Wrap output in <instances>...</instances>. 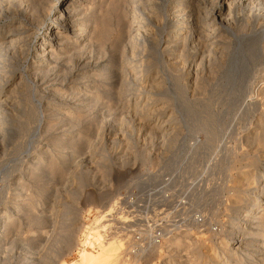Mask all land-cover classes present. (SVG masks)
<instances>
[{
  "label": "bare ground",
  "instance_id": "1",
  "mask_svg": "<svg viewBox=\"0 0 264 264\" xmlns=\"http://www.w3.org/2000/svg\"><path fill=\"white\" fill-rule=\"evenodd\" d=\"M4 3L7 6L6 9L3 8ZM0 7L5 10H0V54L3 55L9 51V53L13 51L18 59L26 60L28 75L35 78V82H38L39 86L41 85L40 88L45 84L42 88L44 93L47 92L53 97L51 103H47L45 106L46 108L43 105L45 110L51 111L50 115L47 118L46 113L41 114L37 122L46 123L49 128H54L56 127L55 125L62 127L58 133L59 140L57 139L58 142L53 147L46 144L48 142L46 141L43 146V152L37 154L26 152L28 159H34L32 161L33 165H35L34 168H26L25 170L27 178L33 181L39 182L45 177L52 178L54 172L59 168H64L67 165L71 166L70 163H73V160L76 158V160H79L78 158L81 156L82 158L85 156L89 159H93L95 156L99 157L100 154L91 145L81 143L82 146H79L77 141L79 138L77 136L79 130L82 128L83 121L87 122L90 120V118H85L87 115L95 114L97 116V111H101L102 113L100 112V114L103 115V111L110 109L112 106L115 110L120 108L121 111L126 110L132 113V117L135 118L134 120H137V124H135L138 126L137 131L143 133L147 131V136L158 140L159 144L157 145L161 148L165 147L167 150L175 145L174 137L179 132L176 130L177 126L173 125L170 120L172 119L171 115L165 118L168 105L157 99H152L151 96V90L158 89L161 84L160 77H158L159 75L157 76L159 73L155 72L156 74H153L154 76L152 77L149 75L151 68H148L153 58V53H158L160 59L166 63L164 68H167L170 72H172L171 70H178L181 64H183L182 70H186L185 72H187L188 77L194 80L200 71L199 69H201L199 67L201 65L202 67L204 66L205 57L211 54L218 55L214 56L215 59L213 60L216 63H220L221 66H225L222 74L223 81L228 88L232 87L234 91L245 90L248 91L246 93H251L252 95L249 97L251 104L257 102V98L264 94V79H262L260 84H253L250 79L253 77H250V75L255 70L254 58L258 56L256 45L260 44L259 47H262V50H264V0H0ZM11 9L13 11L8 12ZM235 9L243 12H238L243 14H240L241 17L239 16L238 18H241L244 25H252L250 27L251 30L249 29L250 33L235 35L228 32L232 31L228 15H231ZM108 20L112 21V25L108 23ZM221 28L223 31L226 30L229 36L232 34L231 36H233L234 40L231 39L228 43L221 40V44L218 40L209 43L210 39L212 40L216 36L219 38V34L216 35L215 33ZM166 30H168V34ZM222 30L220 32H223ZM108 42H110L111 47L116 45L121 46L122 52L120 51L121 54H118V57L111 59L112 56L109 57L104 52L98 53V50L101 49L100 47L105 46ZM219 44L222 47L220 55L216 53L217 50H215L216 52L214 51L215 47H218L217 45ZM211 45L214 46L211 47ZM224 45H226L225 47L231 46L233 49L237 48V50L234 49L235 53L232 52L234 55L228 53V58V54L226 53V59H222L221 52L226 49ZM185 54H189V59H184ZM210 59L211 57L207 59L208 65ZM112 60L116 62V66L123 72L126 70L125 72L127 73L129 69L132 71L134 74L131 78L133 88L128 87L129 85L131 86V83L127 82V76V78L121 76L122 80L118 89L113 88L115 84L113 78L114 76L118 78V75L116 68L112 67ZM260 63L263 62L261 61ZM221 66L219 67L221 68ZM146 68L147 70H144ZM211 69L207 70L213 76L212 73L214 74V71L212 72ZM10 72L3 71V75L0 72V79H2L0 80V107L2 108L7 104L11 106L8 98L13 97L15 99L18 96V91L24 78L20 74V71L9 75ZM132 73L130 72L131 75ZM4 74L6 75L4 76ZM39 78L41 79L39 80ZM17 79L18 81H16ZM198 79L196 78V80ZM13 81H16V83L9 89V96L4 97L2 95L3 89L7 88V84L9 85ZM148 83H150V86H147ZM100 85L111 89L105 92L104 97H107V101L97 104L98 102L94 95L98 93L96 91ZM240 95L242 94L240 93ZM30 97L32 98L33 95H30ZM142 101L144 102L140 105ZM14 104H12L14 108H10V110L17 109L18 111L22 106L18 102H14ZM53 113H56V115L51 117ZM12 116L11 120L9 118H5V120L2 118L4 121L1 120L2 123L7 124L4 125V128L2 127L1 132L3 133L0 132L1 135L3 134L2 138L11 131L8 125L11 124L9 121H12ZM110 124L107 121L103 124L104 128H101V132H99L102 135V138L99 139L100 141L106 138L107 141L112 142L118 138L117 131ZM260 125L259 123H255V130L250 133L253 136L252 142L253 140L255 141V147L253 145L249 148H253L254 152L257 153L258 163L256 164L264 170V128L260 127ZM14 132L12 131V133ZM144 136L146 137V134ZM249 137L247 136V140L251 138ZM196 140L193 139V141ZM28 143L31 142L28 140ZM22 146L27 148L28 145ZM250 152L253 154L252 151ZM145 153L146 159H149L148 151L146 150ZM81 160H79V163ZM174 161L172 163L178 162L176 159ZM78 165L76 163L74 167L72 166L76 169L74 171H77ZM67 173L69 176L75 175L73 171H67ZM249 175V170H240L238 179L235 178L237 180H232L231 185L229 184L230 190L236 191V194L227 196L228 201H230L228 202V210L230 209L234 213L232 221H227V227L235 235L231 238L230 243L226 238H220L219 245L216 248L204 253V256H206V258H203V261L205 259L204 264H264V174L258 175L260 179L254 182L249 178ZM141 183L143 185L146 184L143 181ZM21 184L17 181L14 182L13 190L15 192L18 191V187ZM242 189L250 191L246 194L247 197L245 196L246 201L238 193ZM43 190L39 189L40 192ZM240 192L242 193V191ZM117 199L114 198L111 203L109 202V205L107 204L108 206H105L106 212L110 213L114 209ZM29 204L30 200L19 199L13 195L11 202L1 207L0 252L13 248V238L10 241L6 239L9 242L8 245L4 243L5 239L4 242L2 240L6 232L14 224H18L19 218L23 215L26 216V222L29 225L35 226L33 228L36 231L33 233L32 240L24 242L20 250H30V243L38 240V237H42L43 229L50 217L48 215L50 208L47 207L53 204L42 206L37 213H27L28 210H24V213H19L22 208H25ZM52 211L50 210V212ZM240 216H245V218H240L239 220ZM17 234L14 238H17ZM177 241L179 240L172 239V242L166 243L165 247L173 248L172 244H175ZM173 252L175 253V250ZM26 253L24 255L28 256ZM189 253L184 254L185 257L179 253L184 258L180 260L179 255L177 256L176 253L177 257L174 259L170 257L172 260L165 261V264H199L200 258L202 259L201 253L199 255V253L197 254L194 251L191 256ZM106 261V258L98 259L96 254L91 251H84L79 258V263L70 262L66 264H105ZM32 262L34 263V261Z\"/></svg>",
  "mask_w": 264,
  "mask_h": 264
},
{
  "label": "rangeland",
  "instance_id": "2",
  "mask_svg": "<svg viewBox=\"0 0 264 264\" xmlns=\"http://www.w3.org/2000/svg\"><path fill=\"white\" fill-rule=\"evenodd\" d=\"M6 7L7 6L4 3L3 8L6 9ZM0 8L1 11H5L2 7ZM11 11L13 10L11 9L8 12ZM238 12L243 13L242 11L235 9L231 15H228L232 29V31L228 32L235 35H241V33L246 34L251 30L250 27L252 25H244L241 18H238L241 14ZM111 22V20H108V23L112 25ZM221 30L222 28L215 33L216 35L219 34V38L216 36L213 38L214 40L210 39L211 41L209 40L208 42L210 43L218 40L221 44V40L225 43H228L231 39L234 40L233 36H231L232 34L229 36L226 30V32L223 30V32H220ZM166 33L168 34V30H166ZM220 44L214 49V51L217 50V52H215L219 55L222 49ZM212 46L214 45H211V47ZM225 46L226 45H224V47ZM259 46L260 44L256 45V48H258V56L254 58L255 70H253V74L250 75V77L253 76L250 78L253 84H260L262 79H264V50ZM100 48L101 49L98 50V53L104 52L107 56H112L111 59L118 57V54H121L122 52L121 46L116 45L111 47L110 42ZM225 48L226 49L221 52L222 59H226V53L232 54V52L235 51L234 49L237 50V48L233 49L231 46ZM9 52L3 55L0 54L1 75H3V71H11L9 75L16 71H20V74L24 78L20 90L18 91V96L15 97V99L13 97L8 98L11 106L7 104L8 106L6 105L7 107H3L4 109L0 107V132L2 127L4 128V125H7L2 123L5 118L11 120L10 118L13 115L12 118L14 119L9 121L11 123L8 125L10 126V133L8 132L3 136L4 138H2L3 134H0V209L5 204L11 202L14 195V197L17 196L19 199L30 200V204L26 206L27 208H22L19 213H24V210H28L27 213H37L42 206H50L51 204H53L51 205L53 209L51 206L47 208H50V210L53 211L50 212L49 210L50 213L46 211L50 217L43 229L42 237H38V240L30 243V246L28 245L30 250L28 251L20 250V248L24 242H30V240H32L33 233L36 229L33 228L35 227L34 225L31 226L26 222L27 218L25 215L19 218L18 224H14V226L6 232L5 236L7 237H3L2 242H4V239L10 241V239L13 238L14 240L12 244L14 245L13 248H11L13 252L11 250H3V252H0V259H3L0 260L1 264L79 263V258L84 251L93 252L98 259L106 258L107 261L105 264H165V261H170L172 258H176L179 253L185 257L184 254L186 255L190 252L189 255L191 256L195 251L197 254L199 253V255L201 253L202 256L199 264H204L205 259L203 261V258H206L204 253L216 248L219 245L220 238L224 237L229 243L231 242V238H233L235 234H233L227 227V221H232L234 213H232V210H228V202L230 201H228L227 196L236 194V191L230 190V183L233 182L232 180L236 181L238 179V173L240 170H249V178L253 180V182L260 179L258 178V175L262 173L264 174V170L256 164L258 163L257 153L254 152L253 148H249L253 145L255 147V141L253 140L252 142L251 139L253 136L250 134L255 130V123H259V125L262 123V125H264V94L257 98V102L251 104V101L249 100V97L252 95L251 93H246L248 91L245 90L234 91V88L232 87L228 88L223 81L222 74L225 66L223 65V67L220 63H216L213 60L215 59L214 56L218 55L211 54L205 57L204 66L202 67L201 65L199 67L201 69H199L200 71L198 70L199 73L196 75V78L199 79L196 80L195 78V81L194 79H190L191 77H188L186 74L187 72H185L186 70H182L181 67L183 64H181L178 70H171L172 72H170L167 68H164L166 63L160 59L158 53H153V58L151 60L152 64L150 63L149 68H147H151V73L149 74L151 77L156 73H159L157 76L159 75L158 77H160L161 84L158 89L151 90V96L152 99H157L168 105L165 118L171 115L172 119L170 120L173 125L177 126L176 130L179 132L178 135L174 137L175 140L173 138L175 145L167 149L168 151L165 147H162V149L157 145L159 144L158 140L147 136V131L144 133L137 131L138 126L135 125L137 124V120H134L135 118L132 117V113L127 112L126 110L121 111L120 108L115 110L112 106L110 109L103 111V115L100 114L101 111H97V116L95 114H90V116L87 115L85 118H90V120L87 122L83 121L82 128L79 130L77 136L79 140H81L80 142L77 140L79 146H82L81 143H86L89 146L91 145V147L96 149V152L100 154L99 157L95 156L93 159H89L88 157L84 156V158H82L81 156L78 158L79 160L82 159L80 163L76 158L73 160V163H70L71 166L67 165L54 172L52 178L49 177V179L45 177L39 182L35 180L34 182L27 178L25 172L26 168H34L35 166L32 162L34 159H28L26 152L34 154L43 152V146L46 141H48L46 144L53 147V145L59 140L58 133L62 127L55 125L56 127L49 128L46 123L37 122L41 114L46 113L45 115L47 118L48 115H50L51 111L45 110V106L47 103H51L53 97L47 92L44 93L42 88L45 84L40 88L41 85L39 86V83L35 82V78L28 75L29 72L26 71L28 65L26 60L18 59L13 51L11 53ZM229 54L227 56L228 58ZM188 56L189 54H185L184 59H189ZM209 57H211V59L208 65L207 59ZM261 61L263 63H260ZM111 64L113 68H116V73L119 78L118 79L114 76L113 81L115 84L113 85V88L118 89L120 87L122 80L121 76H127V82L131 83V86L129 85L128 87L133 88L134 86L132 85L131 78L134 74L132 71L129 69L126 73L125 70L124 74V72L116 66L114 60L111 61ZM219 66H221V68ZM147 68L144 70H147ZM207 69H211L212 72L214 71V74L212 73L213 76H211ZM255 72L257 73L255 74ZM5 75L6 74H4V76ZM40 79L41 78H39V80ZM16 81H18V79ZM16 81L9 83V85L7 84V88L3 89L2 95L4 97L7 95L9 96V89H11ZM148 84L147 86H150V83ZM110 89L111 88H105L102 85L98 87L96 91L98 93H94V97L98 102L97 104L107 101V97L104 96L105 92ZM240 93L242 95H240ZM30 95L35 97H32V99ZM96 95L98 96V99ZM13 101L22 105L18 111L17 109L10 110V108H14L15 104ZM143 102L144 101H142L140 105ZM54 115H56V113L51 114V117ZM25 117L27 118V121ZM2 118L4 120H2ZM85 118L83 119L86 120ZM257 120L259 121L257 122ZM106 121L110 122V126L112 125L113 129L118 133V138L112 142L107 141L106 138L103 140L101 139V141L99 140L102 138V135H100L101 133L99 134V132H101V128H104L103 124ZM262 125H260V127L264 128ZM199 128H202L203 130ZM48 129L49 131H47ZM12 131L15 132L12 133ZM38 132L42 135H39ZM32 133L35 134L33 135ZM37 133L39 136L36 135ZM145 134L146 137L144 136ZM247 136L251 137H249L250 141L247 140ZM193 139L197 140L193 141ZM28 140L32 144H27ZM22 145H28L29 147L27 146V148H24ZM146 150L149 153V159H146ZM250 151H252L253 154ZM177 154H179L178 157H176ZM173 159H176L178 162L172 163V161L175 162ZM76 163L79 165L77 166V171H74L76 169L73 167ZM67 171H73V174L75 175L69 176ZM148 173L150 174V178L148 177ZM144 178L150 183L158 182L165 178L170 179L168 188L175 201V204L173 203V208H169L171 211L169 214L171 220H175L178 224H187L191 215L196 214V216L204 217V224L193 225L189 223V228L178 232L170 240L165 242V244L168 242L171 243L172 239H178L179 241L172 244L173 248L165 247V245H163L154 251L145 262L138 263L137 261L133 262L128 260L125 255L121 254L120 248H122L124 244L121 239H118V237L113 235V229L106 230L107 233L105 234L107 239H104L105 236L101 231L105 229L107 226L106 223H109L110 221H108L109 217L101 216L108 214L105 206H108L114 198L117 199L119 193L135 184L143 185L141 181L145 183ZM16 181L22 183V187L20 185L18 191L15 192L13 190V184ZM162 182L163 181L159 183ZM40 188L44 190L40 192ZM240 191H242V193ZM240 191H238L239 195H241L246 201L245 196L247 197L246 194L250 191L245 189ZM1 197H4L5 199ZM240 218L244 219L245 216H240L239 220ZM116 219L119 220V217ZM16 234L18 236L17 238H14ZM72 235L74 236L71 237ZM7 240L4 243L8 245L9 242ZM92 240H94V242L98 241L97 248H93ZM117 247L118 249H116ZM173 250H175V253ZM23 251L25 253L27 252L26 255L28 254L29 257L25 256ZM180 255L179 260L184 259ZM32 261H34V263Z\"/></svg>",
  "mask_w": 264,
  "mask_h": 264
},
{
  "label": "built area",
  "instance_id": "3",
  "mask_svg": "<svg viewBox=\"0 0 264 264\" xmlns=\"http://www.w3.org/2000/svg\"><path fill=\"white\" fill-rule=\"evenodd\" d=\"M148 177L150 178L149 173ZM144 180L146 184H135L119 193L113 211L104 215L109 217L110 222L106 223L107 226L101 231L104 239H107L106 230L113 229V235L124 244L121 254L138 263L145 262L154 251L165 245V242L178 232L189 228V223L204 224V217L196 214L189 216L187 224H178L170 219L169 208H173L175 201L168 188L169 178L153 183L146 178ZM161 181L163 182L159 183ZM118 217L119 220L116 221ZM92 245L97 248L98 241L92 240Z\"/></svg>",
  "mask_w": 264,
  "mask_h": 264
}]
</instances>
